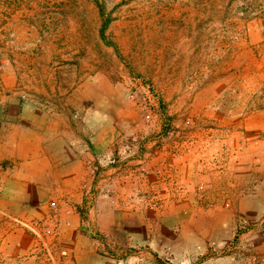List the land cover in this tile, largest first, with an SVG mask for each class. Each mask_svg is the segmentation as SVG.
Listing matches in <instances>:
<instances>
[{
  "label": "rangeland",
  "instance_id": "obj_1",
  "mask_svg": "<svg viewBox=\"0 0 264 264\" xmlns=\"http://www.w3.org/2000/svg\"><path fill=\"white\" fill-rule=\"evenodd\" d=\"M85 96L117 135L64 214L10 129ZM0 264H264V0H0Z\"/></svg>",
  "mask_w": 264,
  "mask_h": 264
},
{
  "label": "crops",
  "instance_id": "obj_2",
  "mask_svg": "<svg viewBox=\"0 0 264 264\" xmlns=\"http://www.w3.org/2000/svg\"><path fill=\"white\" fill-rule=\"evenodd\" d=\"M27 102L20 123L10 129L14 134L10 147L16 149L21 140L24 149L35 155L12 157L14 174L22 176L21 184L50 177L59 211L72 215L87 211V201L107 190L103 176L107 162L101 155L117 135L108 125L109 98H27ZM116 183L124 187L125 177Z\"/></svg>",
  "mask_w": 264,
  "mask_h": 264
},
{
  "label": "built area",
  "instance_id": "obj_3",
  "mask_svg": "<svg viewBox=\"0 0 264 264\" xmlns=\"http://www.w3.org/2000/svg\"><path fill=\"white\" fill-rule=\"evenodd\" d=\"M147 89H148V88H147ZM139 109H140V111L143 113L145 119H146L147 121H149V120L151 119V116H150V114H149L147 108L144 107V106L139 105Z\"/></svg>",
  "mask_w": 264,
  "mask_h": 264
}]
</instances>
